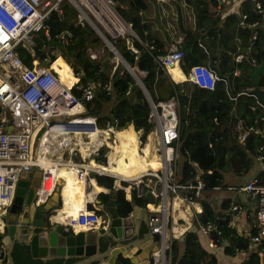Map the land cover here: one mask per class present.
<instances>
[{
	"label": "trees",
	"instance_id": "trees-1",
	"mask_svg": "<svg viewBox=\"0 0 264 264\" xmlns=\"http://www.w3.org/2000/svg\"><path fill=\"white\" fill-rule=\"evenodd\" d=\"M253 1L243 0L240 5V11L246 13V22L258 17L252 9ZM67 3L66 0L61 2L63 15L53 27L54 31L68 28L72 32L70 40L63 44L64 51L61 52L56 47L59 43L53 37L47 39L42 31L34 35L33 45L38 51L44 52L43 55L36 57L29 48L20 44L15 46V50L24 63L29 62L30 67L34 57L44 66L51 63L59 78L65 82L71 83L72 80H76L75 76L78 77V83L94 82L93 95L85 101L82 115L94 116L95 127L98 129L110 126L113 130H120L130 124L140 144L143 143L151 130V122L147 120L149 105L141 88L124 67L117 64L101 65L87 59L84 50L96 37H92L93 31L87 32L82 28L84 21H77L75 9ZM112 3L115 11L130 25L137 36L132 38L136 54H131L126 49L123 36L112 39L118 52L130 65L144 70L141 82L152 100L171 96L177 99L176 165L179 176L176 181L185 183L200 177L204 182V189H209L214 185H221V172L224 167H229L236 174L244 173L251 165L249 154L257 147L259 137L256 132L250 131L243 143L238 142L235 137V123L237 119H250L256 127L264 125L262 118L264 102L257 100L250 93V88L254 86L250 73L254 64H259L264 58L261 50L264 45L262 27L259 26L256 36L250 39L252 28L240 23L238 11L221 14L215 9L214 0H112ZM51 15L54 16L53 13ZM181 34L182 39L177 47L182 49L184 56L187 54L183 69L187 71L193 63L207 62L219 77L213 88H202L187 81L173 82L155 61L154 56L166 52L170 44L176 42V38ZM57 50L62 57L74 56L70 67L61 56L55 57ZM238 53H245V56L235 60L234 57ZM235 69L238 72L234 74ZM257 79L258 85L264 87V73H258ZM108 81L111 90L106 92L101 85ZM238 86L243 93L236 90ZM71 91L79 93L75 86L71 87ZM229 95L235 96L234 101ZM260 95L264 98V88L260 90ZM112 98L111 105L103 109L104 102ZM67 131L69 130L60 132L64 141L68 139L65 135ZM56 133L58 132L54 134ZM103 150L104 147H100V152ZM127 158L121 163L118 173H126L131 167L145 169L148 166V162L141 155ZM54 172L57 176L66 175L65 178L68 180L61 186V194L65 202L70 200V206L63 212L57 210L55 218L59 219L65 214H74L78 208L71 207L77 182L74 175L65 167H56ZM97 181L102 185L91 182L93 185L114 190L113 178L107 181L106 176H97ZM259 181L264 183L263 171L260 172ZM103 191L92 190V196L87 198V202L89 200L92 202L96 195ZM116 192L115 204L118 214H127L136 203L145 206L146 203L155 205L159 201L157 194L149 192H143L139 198L133 196L131 200L125 198L124 188ZM83 195L85 196V192ZM106 195L107 193L99 194L98 200L101 204L105 201ZM229 205V200L224 199L221 208L225 209ZM88 209H93V205L88 204ZM228 219L229 216L225 213L221 212L217 216L212 209L203 211L198 216L200 223L215 224V228L210 230V237L216 245H220L223 240L226 241L222 250L230 255L237 250L246 249L249 235L256 230V221L251 225L249 234L245 235L237 233L228 225ZM179 244L182 247L181 251L178 250ZM261 248H264V238L250 250L241 264H264V253ZM27 256H30L29 248ZM214 263L215 256L200 245L195 231H185L181 241L178 238L171 240L169 264Z\"/></svg>",
	"mask_w": 264,
	"mask_h": 264
},
{
	"label": "built area",
	"instance_id": "built-area-1",
	"mask_svg": "<svg viewBox=\"0 0 264 264\" xmlns=\"http://www.w3.org/2000/svg\"><path fill=\"white\" fill-rule=\"evenodd\" d=\"M62 1L0 0V207L5 209L10 203L15 182L21 170H34L36 168L41 170L39 184L34 194L36 205L44 203L53 191L57 181L62 179L61 176H57L54 172V169L58 166L67 168L75 178L82 181L85 179L84 172L87 170L102 173L106 175L107 179L117 177L123 184H131L136 198H139L143 192L159 196L157 204H145L148 208V229L157 244V249L152 252L149 260L151 264H169L171 236L168 238L165 236L166 218L171 210V202L169 206L168 197L170 194L172 196L180 195L182 200L192 203L195 197L201 195L202 190H204V182L200 177L185 183H179L174 178L175 160L178 153V102L175 96L157 100L150 98L148 101L147 120L151 122V130L147 137L152 143L151 155L156 156L159 164L157 168L142 170L129 176L116 173L109 165L113 164V162L106 158L107 150L99 154V147L107 144L105 139L93 146L91 153L94 156H91L90 153L86 161L85 159L63 160L50 158L47 155L53 145L59 147L63 144L62 138L53 142L55 135L50 134L48 131L51 126L49 125L51 119H54L57 123L67 122L83 126L93 125L92 128H96L94 116L82 115L85 109V101L89 100L93 95L94 82L87 81L82 84L78 83L77 79L70 85H66L60 80L57 72L50 64L44 67L41 66L39 69H33L28 66L29 62L24 63L21 60L15 50V46L20 44L29 48L32 52V46H34L33 37L38 31H42L47 39L53 37L59 44H64L70 40L72 37L70 29L62 28L50 35L48 25L45 22L51 13L54 15H51L53 19L61 20L63 15L61 9ZM67 1L73 4L72 0ZM109 1L113 7L112 0ZM214 1L217 11L222 7L226 8V13L238 11L240 23L252 28L250 39L256 36L259 26L264 30V0L253 1L252 9L258 14V17L247 22L245 21L246 13L240 11V5L243 0ZM79 14L77 21H84L86 18L81 15L80 11ZM87 22L93 28L92 31L101 39L102 44L104 43L113 53V57L120 61V58L116 56L118 50L112 43V39L122 33L114 37L107 35L112 44L107 45L96 27L88 20ZM102 50V45L99 48L88 45L84 53L87 59L94 63L98 62ZM261 50L264 55V45H262ZM182 56V49L176 45H171L166 52L156 54L154 59L160 69L168 72L169 68L176 65ZM242 56H245V53H238L234 58L239 60ZM132 67L136 68L137 75L135 76L141 79V76L145 73L144 70H139L135 65H132ZM217 79L219 77L207 62L191 64L185 75L187 82H192L206 89L213 88ZM72 86L79 90L78 94L71 91ZM101 88L109 92L111 90L110 82L102 84ZM82 120L83 122H81ZM7 123L10 124L9 130H7ZM38 128L41 130L39 134H36ZM109 128L111 127L109 126L102 130ZM235 129V137L238 142H243L246 134L250 131L257 133L259 142L252 152V156L259 164L260 171L264 172V125L256 127L250 119H237ZM76 133H83L89 136L88 131ZM35 145L36 149L38 148L37 150H35ZM103 155L104 159H101ZM46 158L50 160L48 166L43 164ZM207 172H210V170H207ZM259 180L260 173H256L239 186L246 196L255 199L256 202V230L249 235L247 244L250 247H256L264 238V183ZM156 184H159L158 189L154 187ZM217 187L215 186L214 188ZM237 214L238 206L236 204H231L229 210L225 212V215L229 217H235ZM55 215L54 220L71 229L97 228L105 226L106 221L103 214L99 213L97 209H88L84 206L78 207L74 214H65L62 219L55 218ZM227 223L229 224L230 220ZM213 228H215L213 222L198 223V229L212 243L214 242L210 237V230ZM217 232L219 231L217 230Z\"/></svg>",
	"mask_w": 264,
	"mask_h": 264
},
{
	"label": "water",
	"instance_id": "water-1",
	"mask_svg": "<svg viewBox=\"0 0 264 264\" xmlns=\"http://www.w3.org/2000/svg\"><path fill=\"white\" fill-rule=\"evenodd\" d=\"M120 18L129 28V31L123 34L125 47L131 54H136L137 50L133 46L132 38H137V36L130 25L121 16ZM45 22L48 25L49 34L52 35L53 27L58 21L49 15ZM82 28L87 32L93 30L86 19H84ZM105 38L106 44L112 45L110 39ZM56 47L61 52L64 51L63 44H56ZM32 52L36 57L44 54V52L38 51L35 46H32ZM116 56L120 58L124 69L141 88L148 102L150 97L140 77L128 71L126 65L130 64L119 52ZM62 58L70 67L74 56L65 55ZM258 73H264V58L253 67L250 73L254 82L250 92L257 100L264 102L258 87ZM54 123H57L54 119L49 121V125ZM60 124L73 127L80 126L67 122ZM6 126L9 130L10 124L7 123ZM47 155L51 156L50 153ZM40 176L41 170L37 168L21 170L15 182L10 203L5 209L0 207V218H3V228H0V233H2L0 236V264H151L149 259L152 252L157 249V244L148 229V208L146 206L136 203L127 214H118L115 204L117 192L110 190L100 209L104 212L105 226L73 230L54 220V214L57 213V208L63 199L60 180L57 181L44 203L41 205L33 204L30 207L34 196H31L29 187L34 184L35 186L38 185ZM195 199L200 208L195 212L192 223L187 227V231L190 232L197 229L198 216L203 211L215 209L217 206L214 200L211 205L201 199V195L196 196ZM215 213L219 216L221 210L216 209ZM170 222L171 218L167 215L165 225L167 238L170 236ZM28 248L30 256H27Z\"/></svg>",
	"mask_w": 264,
	"mask_h": 264
},
{
	"label": "crops",
	"instance_id": "crops-1",
	"mask_svg": "<svg viewBox=\"0 0 264 264\" xmlns=\"http://www.w3.org/2000/svg\"><path fill=\"white\" fill-rule=\"evenodd\" d=\"M225 10H226V8L222 7L218 12L221 14H225L226 13ZM181 36H182V34L179 35L176 38V42L171 43L170 46L171 45L177 46V44H179L181 42V39H182ZM178 39H180V41H178ZM170 46L168 48H170ZM183 56H184V54H183ZM183 56H182V60H180L176 65H174L175 67H173L172 69L169 68L170 70L168 72L164 71L165 75L170 80H172L173 82L186 81L185 75H186L187 71L183 69L184 68L183 65L184 66L186 65L185 62L187 61L186 60L187 54L185 53V56L184 57ZM34 58H36V57H34ZM235 60H237V59H235ZM38 62L40 63L41 66L44 67V65L40 61H38ZM251 63L253 64V61ZM256 65H258V64H254V66H256ZM237 72H238V70L235 69L233 73L235 74ZM180 73H182L183 75H181ZM173 75L177 76L178 80L174 79ZM75 77L77 80L78 79L77 76H75ZM179 77H183V78L179 79ZM258 87H259V91L262 88H264V87H261L259 85H258ZM240 89H241V87L238 86L236 90L241 91ZM241 93H243V92L241 91ZM229 98L234 101L235 96L229 95ZM58 125H62V124L59 123ZM93 132H94L93 135L90 134V132H89V136H86L85 134L79 135L75 131L65 133L66 137L68 138L67 141L64 142V140H62L63 144L59 147H56L53 145L50 152H49L50 154L52 153L50 158L63 159L62 153L65 152L67 154V157L64 158L63 160H66V159L84 160L85 159V161H86L89 158L88 157L89 154L93 151L94 143H98V142L102 141V139H105L107 144L101 145L100 147H104L103 152L107 150L106 158L109 161L111 160L113 162V164H111V165H115L120 154H121V151H122V149L118 145L120 144V141L126 140V137H125L126 135H131L133 137L132 142L135 143L136 149L141 152L140 154L142 156L149 157L152 154L151 140L148 139V137L146 136V140L140 144V141L137 137V134L130 124L127 125L126 127L122 128V129H120V130H113L112 128H109L107 130L106 129L100 130V129L95 128ZM119 132H126V135L123 134L120 136ZM54 135H55V138L53 139V142L57 141L58 139H61L63 134L62 133H56ZM80 136L83 137V140H81V141H79ZM243 142H240V143H243ZM80 146L83 147L82 150H80V148H79ZM35 147H36V145H35ZM100 147H99V154H102L103 152H100ZM92 155L94 156L93 153H91V156ZM249 156L251 159V165L249 166V168L244 173L236 174V173L232 172L229 167H224V169L221 172L222 173L221 174V176H222L221 185H214L213 187H211L209 189L202 190V193H201V199L209 202L211 205H212V201L214 200L215 203L217 204L216 208L212 209V210L215 211L216 209H219V210H221V212L223 214L229 210V206L231 204H236L238 206V214L235 217H231V216L229 217L228 220H230V223L228 225L233 227L237 233L245 234V235L249 234L251 225L255 221L254 215H255V209H256V202H255V199L249 198L248 196H246L244 191L239 186H241L243 183H245L248 179H250L256 173L261 172L259 164L253 158L252 153L249 154ZM101 159H104V155ZM123 159L127 160L128 158L126 156H123ZM176 162H177V159L175 160V174H174L175 180L179 176ZM110 180H112V178L107 179V181H110ZM60 181L61 182H63V181L67 182L68 180L67 179L64 180L62 178ZM90 182H89V185H90ZM83 184H85V186H83L84 188H82L81 191L82 192L86 191V193L90 192L92 188L90 189V186H88L89 188H87L85 179L83 180ZM215 186H218V187L214 188ZM154 187H156L158 189L159 184H156ZM75 192H76V194H74L72 197V199H74V200L78 197L77 195L79 192V188L78 189L76 188ZM102 193H108V190L103 191ZM179 194H180V192H179ZM80 196H81V194H80ZM82 196H84V195L82 194ZM98 197H99V194H97L96 198L92 201L93 209H97V210L101 209V208H99L101 203L99 202ZM106 197H107V195H106ZM106 197H105V201H106ZM168 198H169V200H168L169 206H170V202H171V210L169 209L170 211L168 214L171 218V222H170V226H169L171 237L170 236L169 237L171 240L173 238H178L181 241L184 232L187 231V227L192 223L193 217L195 216V212L200 208V206H199V203L197 202L196 199L192 203H187L184 200H182L180 195L179 196H172V194H170ZM224 199H228L229 203H230V205L225 209L221 208V204H222ZM69 204H70V200L65 202V200L62 199L61 203L58 206L59 208H57V210L58 211L60 210L62 212L66 211V209L70 206ZM178 211H179V213H178ZM131 223H132V216H131ZM197 223H200L199 220H197ZM78 229L79 228H75L73 230H78ZM192 232H194V231H192ZM195 233L197 235V240L200 243V245L205 250H207L208 252L212 253L215 256V263L214 264H241L242 260L248 255L250 250H253L255 248V247H250L247 244L246 249L237 250L233 254L229 255V254H225L222 250V246L224 244H226V241L223 240L220 245H216V244L210 242L208 240V238L198 229V227L195 230ZM175 234H176V236H174ZM181 248L182 247L180 245L178 250L181 251ZM260 250L264 253V248H261ZM170 252H171V250H170ZM169 260H170V254L168 257V263H169Z\"/></svg>",
	"mask_w": 264,
	"mask_h": 264
},
{
	"label": "bare ground",
	"instance_id": "bare-ground-1",
	"mask_svg": "<svg viewBox=\"0 0 264 264\" xmlns=\"http://www.w3.org/2000/svg\"><path fill=\"white\" fill-rule=\"evenodd\" d=\"M83 1L84 0H80V1L79 0H72L73 4L80 11L81 15L83 17H85L93 26L96 27V29L98 30V32L100 34H102V37L104 39H106L105 37H107V35H109L111 37H114L115 35H118L120 33L129 31L128 25H126L123 22V20L119 17V15L114 11V9H113V7H112V5H111V3H110L109 0H88L89 1V4L90 5L91 4L94 5L100 11V13L102 15H100L98 13H94V12H92L90 10H88V11L90 12V14H92L95 17V19L98 21V23L107 32L102 31V29L100 28V26H98V24H96V22H94V20L88 15V13L86 12L85 8H83V6H82V4H84ZM85 7H86V5H85ZM86 9H88V8L86 7ZM106 19L109 21V23H108V21ZM38 61H39L38 59L36 61V58H33V62H32L31 68H33V69H39L41 65H40V63ZM126 67H127V69H128L129 72H131L134 75H137V72H136V68L135 67H130V65H126ZM173 67H175V66L170 67V69H172ZM173 77H174V79L178 80L177 76H174L173 75ZM73 81L74 80H72V82ZM62 82H64L66 85H70L72 83V82L71 83H68V82H65L63 80H62ZM81 122H83V120ZM58 124L59 123H55L54 125H51L48 128V131H49L50 134L51 133L54 134L55 132H58V133L62 132V131H57L56 129H58V128H66L67 130H69L67 132H71V131L78 132V131H81L82 130V131H89L90 134H92V135L94 134V132H93L94 129L92 127H90V126L88 127V126H82V125H80V126H77V127H73V126L58 125ZM123 134L126 135V132H119V135L120 136L123 135ZM125 137H126V140L120 141L123 144V146L121 147L120 145H118L122 149L121 154H120L119 158L117 157L118 160H117L116 164L113 165V166H111L116 173L119 172V167H120L121 163L123 161H125L123 159V156L131 157L133 155H141V154H138L137 149L135 147V143L132 142L133 137L131 135H126ZM79 148H80V150H82L83 147L80 146ZM142 157H144L146 159V161L148 162L147 168L144 169V168L140 167V169H139V168L131 167V168L128 169V171L126 173H122V175L123 176H129V175H132L134 173H138L139 171L146 170V169H153V168H157L159 166L158 161L156 160V156L151 155L150 157H146V156H142ZM43 164L45 166H48L49 165V161L45 159L43 161ZM119 174H121V173H119ZM97 176H106V175H104L102 173H97L94 170H87V171L84 172V178H85V181H86V185L87 186H90V189L91 188L92 189H91L90 192H87V193H86V191H84L85 192V196H82V197L80 196V194H83V192L81 191V189L84 188L83 186H85V184H83V181L82 180L75 178L76 179V182H77V184H76L77 189L79 188V192H78V195L77 196H78V199L81 198V200L79 201V204L81 206H84L85 208L86 207L88 208V204H92L91 200L88 201L89 203L87 202V198H91V196H92V193H93L92 190H95V191H100V190L107 191L108 190L106 187H101L99 185L96 186V185H93L90 182V181H92L91 178H94L98 184H101L100 182L97 181ZM65 177H67V176L66 175L65 176H62V178L64 180L66 179ZM115 181H116V184L119 183L118 186H116ZM89 182H90V185H89ZM64 183H65V181L62 182L61 186ZM113 187H114V190L115 191H117L118 189L124 188V190H125V198L127 200H131V198L134 196L131 184H129V183L123 184L117 177L113 178ZM108 192H109V190H108ZM100 193H102V192H100ZM100 193H98V194H100ZM77 202H78L77 199L73 200V202L71 203V207H74L75 205H78ZM101 206H102V204H100V207L99 208H101ZM179 211H178V213H179ZM63 217L64 216L60 217L59 219H62Z\"/></svg>",
	"mask_w": 264,
	"mask_h": 264
},
{
	"label": "rangeland",
	"instance_id": "rangeland-1",
	"mask_svg": "<svg viewBox=\"0 0 264 264\" xmlns=\"http://www.w3.org/2000/svg\"><path fill=\"white\" fill-rule=\"evenodd\" d=\"M67 1V0H66ZM80 1V0H79ZM68 3L67 4H69V5H71L74 9H75V11H76V19L78 20V16L80 15L79 14V11H78V9L71 3V2H69V1H67ZM84 2V4L86 5V7L88 8V9H86V7H85V5L84 4H82V6H83V8H85V10H86V12L88 13V15L94 20V22H96V24H98V26H100V28L102 29V31H105V32H107L99 23H98V21L95 19V17L92 15V14H90V12L88 11V10H90V11H92V12H94V13H98V14H100V15H102L101 13H100V11L94 6V5H90L89 4V1L88 0H84L83 1ZM91 8V9H90ZM172 10L174 11V7L172 6ZM105 19V18H104ZM107 20V19H106ZM108 21V20H107ZM108 23H109V21H108ZM111 25V24H110ZM125 32H123L121 35H119L118 37H116V38H120V36H123V34H124ZM92 37H96V39H95V41L94 42H92V43H90L89 44V46H91V47H95V48H99L100 47V45H102V47H103V50H102V54L100 55V57H99V59H98V62L101 64V65H104V64H107V65H109V66H114V65H118V66H120V67H124L123 65H122V63L120 62V61H118L117 59H115L114 57H113V53L108 49V47L106 46V45H104V43L102 44V41H101V39L97 36V34L94 32L93 34H92ZM115 38V39H116ZM115 39H113V40H115ZM113 43V42H112ZM56 49V48H55ZM56 53H57V55L55 56L56 58L57 57H59L60 56V54H58L59 52H58V50L56 51ZM36 61H37V59H36ZM126 70V69H125ZM140 75H142L141 73H139ZM181 75H183L182 73H181ZM113 102V98L112 99H110V100H108V101H105L104 102V105H103V109H107L110 105H111V103ZM74 129V128H73ZM40 128H38L37 129V131H36V134H39L40 133ZM56 130H60V131H62V132H64L65 130H66V128H58V129H56ZM77 131V130H76ZM93 131V130H92ZM78 132H82V130L81 131H78ZM79 135H83V133H80ZM81 137V138H80ZM79 137V141H81V140H83V137L82 136H80ZM92 144V143H91ZM95 144L96 143H94V146H95ZM121 147L123 146V144L120 142V144H119ZM38 149V148H37ZM36 149V147H35V150H37ZM137 152H138V154H140L141 152L139 151V150H137ZM67 157V154L65 153V152H63L62 153V158L64 159V158H66ZM48 161H50V160H48ZM110 166H113V165H111V164H109ZM58 167H63V166H58ZM91 180L93 181V183L94 182H96V180L94 179V178H91ZM87 188H89L88 186H87ZM81 196H82V194H81ZM100 213H104L103 211H100Z\"/></svg>",
	"mask_w": 264,
	"mask_h": 264
},
{
	"label": "flooded vegetation",
	"instance_id": "flooded-vegetation-1",
	"mask_svg": "<svg viewBox=\"0 0 264 264\" xmlns=\"http://www.w3.org/2000/svg\"><path fill=\"white\" fill-rule=\"evenodd\" d=\"M36 187H37V185L35 186V184L34 185H30V190H31V196H34V193H35V189H36ZM82 197V196H81ZM77 199V204L78 205H75L74 207H82L80 204H79V201L81 200V198H79L78 199V197L76 198ZM74 200V199H73ZM32 202H31V204H30V207H32L33 206V204H35L34 202V198L31 200ZM73 202V201H72ZM73 208V207H72ZM19 212H20V209L18 210ZM103 215H104V213H103ZM22 216H24V215H22ZM2 222H3V218L1 219L0 218V228H3V226H2ZM1 235H2V233H0ZM1 247V246H0Z\"/></svg>",
	"mask_w": 264,
	"mask_h": 264
}]
</instances>
